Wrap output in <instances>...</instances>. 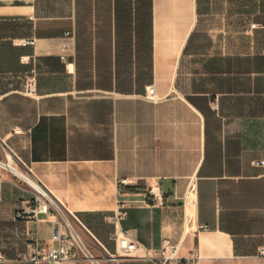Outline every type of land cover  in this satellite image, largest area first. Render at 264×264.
Here are the masks:
<instances>
[{"label": "crops", "instance_id": "crops-1", "mask_svg": "<svg viewBox=\"0 0 264 264\" xmlns=\"http://www.w3.org/2000/svg\"><path fill=\"white\" fill-rule=\"evenodd\" d=\"M0 135L113 250L106 216L127 177L123 226L143 244L180 240L184 264H264V0H0ZM33 199L5 175L0 264H49L19 259L52 234L16 216Z\"/></svg>", "mask_w": 264, "mask_h": 264}, {"label": "built area", "instance_id": "built-area-1", "mask_svg": "<svg viewBox=\"0 0 264 264\" xmlns=\"http://www.w3.org/2000/svg\"><path fill=\"white\" fill-rule=\"evenodd\" d=\"M33 43L26 40L24 45ZM62 61L68 68L71 60L67 54L61 55ZM36 83L31 80L25 85V93L34 95ZM145 97L157 100V90L154 84L145 86ZM20 133L21 129H16ZM264 165V160L258 162ZM15 181L28 185L34 192V199L29 205L23 202L17 206L16 216L23 219L52 221V234L49 242L38 243L31 250L22 252L19 259L39 263L63 264L67 260H78L82 264H121L126 259H141L152 264H184L179 256L181 241L171 238L163 240L160 246H147L139 241L132 230L123 226L129 210L134 206L128 198L129 187L133 181L129 178H119L118 199L115 209L106 216V220L114 227L112 240L115 244L111 251L83 223L77 212L73 211L66 202L55 195L33 172L8 143L7 137L0 135V185L5 175ZM148 196L153 205H163L164 193L159 186H151ZM189 227V220L187 222ZM186 226V227H187ZM205 227V226H203ZM259 256H264V246L259 248Z\"/></svg>", "mask_w": 264, "mask_h": 264}, {"label": "rangeland", "instance_id": "rangeland-1", "mask_svg": "<svg viewBox=\"0 0 264 264\" xmlns=\"http://www.w3.org/2000/svg\"><path fill=\"white\" fill-rule=\"evenodd\" d=\"M2 136V135H1ZM109 250H111V251H114L113 249H111V248H109V247H107Z\"/></svg>", "mask_w": 264, "mask_h": 264}]
</instances>
